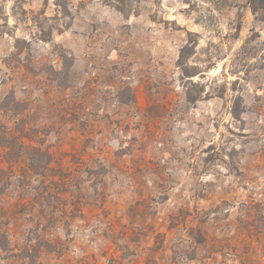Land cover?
Listing matches in <instances>:
<instances>
[{
  "label": "rangeland",
  "instance_id": "rangeland-1",
  "mask_svg": "<svg viewBox=\"0 0 264 264\" xmlns=\"http://www.w3.org/2000/svg\"><path fill=\"white\" fill-rule=\"evenodd\" d=\"M262 14L0 0V264H264Z\"/></svg>",
  "mask_w": 264,
  "mask_h": 264
},
{
  "label": "trees",
  "instance_id": "trees-1",
  "mask_svg": "<svg viewBox=\"0 0 264 264\" xmlns=\"http://www.w3.org/2000/svg\"><path fill=\"white\" fill-rule=\"evenodd\" d=\"M250 3L251 8L255 13H264V0H250Z\"/></svg>",
  "mask_w": 264,
  "mask_h": 264
}]
</instances>
